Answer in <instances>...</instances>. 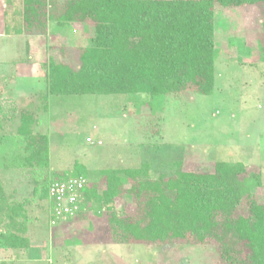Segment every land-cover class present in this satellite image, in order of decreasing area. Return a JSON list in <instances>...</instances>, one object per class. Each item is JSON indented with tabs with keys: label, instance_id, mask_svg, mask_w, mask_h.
<instances>
[{
	"label": "rangeland",
	"instance_id": "rangeland-1",
	"mask_svg": "<svg viewBox=\"0 0 264 264\" xmlns=\"http://www.w3.org/2000/svg\"><path fill=\"white\" fill-rule=\"evenodd\" d=\"M63 2L51 4L55 15ZM2 9L6 14L2 17L0 10V178L11 202L35 200V188L41 189L46 179L50 184L57 172L71 174L76 160L88 167L90 182L100 186L101 170L136 168L146 161L153 162L151 178L172 175L177 160H183L185 170L196 172L213 171L218 160L242 162L259 170L261 186L253 178L246 185L264 201V3L216 10L215 91L212 95L188 91L182 98L70 94L52 95L46 101L42 63L52 57L79 68V49L91 44L93 26L77 22L59 26L51 20V35L37 36L33 48L25 37L5 29L3 18L20 14L21 0H7ZM28 74L34 76L33 84L21 80ZM25 113L35 118V133L50 136L48 169H29L18 160L24 146L18 128ZM36 203L28 206L33 220L27 235L49 251L50 240H44V235L49 234V226L58 229L67 238L63 250L53 248L47 258L45 252L27 253L18 260L11 251L0 249V264L1 260L11 264H221L216 244H94L100 236L105 238V229H92L91 222L81 220L49 224L48 199L39 202L41 206ZM2 217L0 213V227Z\"/></svg>",
	"mask_w": 264,
	"mask_h": 264
},
{
	"label": "trees",
	"instance_id": "trees-1",
	"mask_svg": "<svg viewBox=\"0 0 264 264\" xmlns=\"http://www.w3.org/2000/svg\"><path fill=\"white\" fill-rule=\"evenodd\" d=\"M53 3L21 0L20 14L5 21L14 35H48L50 20L59 26H93L91 44L79 49V68L52 57L42 63L46 101L70 94L212 95L219 46L216 10L264 0H64L59 15ZM35 122L31 114H22L18 135L24 146L18 160L29 169H48L50 136L35 133ZM174 165L172 175L156 178L150 176L151 162L101 170L100 186L90 182L88 167L76 160L70 175L86 177L88 185L78 214L66 222L103 218L105 239L112 243L216 244L221 264H264V201L246 185L253 178L261 186L259 170L223 160L211 172L187 171L183 160ZM64 177L57 172L53 180ZM49 185L46 179L34 189L35 200L11 202L0 178V249L18 260L32 241L29 204L48 199L51 211Z\"/></svg>",
	"mask_w": 264,
	"mask_h": 264
},
{
	"label": "built area",
	"instance_id": "built-area-1",
	"mask_svg": "<svg viewBox=\"0 0 264 264\" xmlns=\"http://www.w3.org/2000/svg\"><path fill=\"white\" fill-rule=\"evenodd\" d=\"M87 142H93L87 138ZM98 141V144H101ZM88 185L84 176L66 175L64 178L53 180L49 185V198L52 202L51 224L66 222L74 218L84 201L83 190Z\"/></svg>",
	"mask_w": 264,
	"mask_h": 264
},
{
	"label": "crops",
	"instance_id": "crops-1",
	"mask_svg": "<svg viewBox=\"0 0 264 264\" xmlns=\"http://www.w3.org/2000/svg\"><path fill=\"white\" fill-rule=\"evenodd\" d=\"M6 1L7 0L0 1L2 3V6H5V2ZM2 6H0L1 7L0 10L3 13V16L2 17H5V14L6 13L4 14V10L2 9ZM3 21L5 23L6 19L4 20V18H3ZM3 21L1 22L2 24H3ZM49 26H50V22H49ZM49 35H51L50 34V30H49ZM22 36L26 38L25 42H27V40H28L29 41V44L31 45V47H33V48L35 47L36 37H37L36 35H22ZM30 56H32V55H30ZM25 76H23V79H21V80L23 82H25L26 84H28L27 82H31L33 84V78H34V76H33V78H32V76L30 74H28V77H25ZM99 141H101V140H99ZM159 160L160 161H164L165 159H159ZM125 161H126V158H125ZM146 162H148V161H146ZM151 163H153V162H151ZM125 167L126 166H124L123 168H125ZM118 168H122V167H118ZM83 221L84 222H86V221L91 222L92 229H94L95 227H97L98 229H103V224H104L103 222H105V220L103 218H100V219L99 218H97V219H89V220H83ZM48 231H49V234L44 235V237H45L44 240H46V241L47 240H50V243H49L50 250L48 251L47 246H45V248H44L45 250H42V247L39 246V243H38L39 241H37V240L36 241H33L32 240L31 241L32 243H31L30 249L28 251L29 254L33 253L34 256H39L38 253H40V255H41L42 252H45L44 256L47 258V257H49V252L50 253H53V250H52L53 248L54 249H61V250H63V248L65 246V243H66V240H67L66 236L65 235H62V234H59L58 233V229L54 230L50 226H49V230ZM79 233H80V231H79ZM92 242L94 244H106V243L107 244H110V243H112V242H110L109 240H107L105 238L103 240L102 236H100V238H98V240H96V241L94 240ZM30 258H31V255H30ZM18 262H20V261H18Z\"/></svg>",
	"mask_w": 264,
	"mask_h": 264
}]
</instances>
